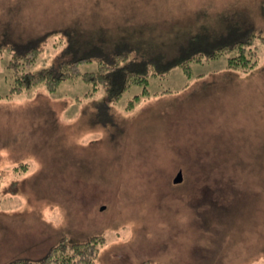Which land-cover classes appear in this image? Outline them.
<instances>
[{"label": "rangeland", "instance_id": "rangeland-1", "mask_svg": "<svg viewBox=\"0 0 264 264\" xmlns=\"http://www.w3.org/2000/svg\"><path fill=\"white\" fill-rule=\"evenodd\" d=\"M260 7L264 0H0V264L40 261L60 241L93 235L106 239L95 264H264ZM228 11L249 17L251 69H230L222 55L193 64L191 77L174 68L152 78L147 96L132 86L116 103L102 90L88 96L80 78L7 97V47L19 39H40L37 72L69 58L73 26L144 27L165 38ZM80 68L98 70L97 59Z\"/></svg>", "mask_w": 264, "mask_h": 264}, {"label": "trees", "instance_id": "trees-1", "mask_svg": "<svg viewBox=\"0 0 264 264\" xmlns=\"http://www.w3.org/2000/svg\"><path fill=\"white\" fill-rule=\"evenodd\" d=\"M260 9L263 14L264 7ZM244 13L228 11L211 16L213 23L203 17L195 26L175 27L165 38L155 36L152 29L144 27L109 34L103 28L90 30L73 26L65 32L70 47L65 49L64 55L69 58L59 59L37 72L32 67L43 50V46L37 45L40 39H19L17 49L7 47L10 53L7 69L11 73L7 97L38 86L54 92L64 81L80 78L90 84L88 96L102 90L109 102L116 103L132 86L141 87V96H147L152 78H163L174 68H180L191 77L193 64H203L222 55H228L230 69L243 72L258 62V51L252 47L254 30ZM94 59H97L98 70L82 72L80 66ZM141 96H134L129 108L135 106ZM105 240L103 235H93L83 242L60 241L40 261L22 259L10 264H95Z\"/></svg>", "mask_w": 264, "mask_h": 264}, {"label": "water", "instance_id": "water-1", "mask_svg": "<svg viewBox=\"0 0 264 264\" xmlns=\"http://www.w3.org/2000/svg\"><path fill=\"white\" fill-rule=\"evenodd\" d=\"M182 178H183V176H182V171L180 170V171H179V174H178L177 177L175 178V181H174V182H175L176 184H179V182H182V180H183Z\"/></svg>", "mask_w": 264, "mask_h": 264}, {"label": "crops", "instance_id": "crops-1", "mask_svg": "<svg viewBox=\"0 0 264 264\" xmlns=\"http://www.w3.org/2000/svg\"><path fill=\"white\" fill-rule=\"evenodd\" d=\"M0 216H2V214H1ZM2 217H3V216H2Z\"/></svg>", "mask_w": 264, "mask_h": 264}]
</instances>
